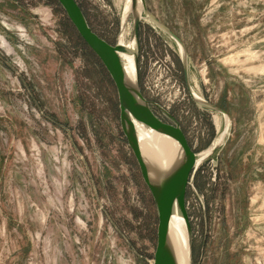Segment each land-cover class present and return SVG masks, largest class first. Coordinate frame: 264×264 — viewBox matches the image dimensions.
I'll list each match as a JSON object with an SVG mask.
<instances>
[{"label":"rangeland","instance_id":"1","mask_svg":"<svg viewBox=\"0 0 264 264\" xmlns=\"http://www.w3.org/2000/svg\"><path fill=\"white\" fill-rule=\"evenodd\" d=\"M126 1L77 0L110 45L131 41ZM145 2L138 75L155 114L197 158L225 128L191 99L165 28L194 93L230 122L187 189L192 264H264V0ZM60 8L0 0V264H152L157 212L115 86Z\"/></svg>","mask_w":264,"mask_h":264},{"label":"water","instance_id":"2","mask_svg":"<svg viewBox=\"0 0 264 264\" xmlns=\"http://www.w3.org/2000/svg\"><path fill=\"white\" fill-rule=\"evenodd\" d=\"M55 1L64 11L67 19L74 27L84 44L98 58L115 86L118 97L120 128L127 146L137 163L141 178L152 196L157 212V239L152 264H177L168 240L169 224L174 213L178 214L182 219L188 240L187 242L189 244L190 264H192L193 236L186 208V194L188 187L191 186V181L196 168L201 161L197 164L196 154L192 151L182 129L178 125H172L162 121L160 117L155 114L153 108L156 107L162 113H166L156 104L146 100L141 93L138 75V56L139 29L141 21L144 19L142 15L145 14L147 19L153 22L147 11L145 0H140L142 5L141 15L132 18V36L130 40L134 41L135 52L131 51L126 46L119 45V43L116 45H110L100 38L87 23L83 11L75 0ZM131 2L132 8L135 9L136 1L131 0ZM164 30L180 47L184 81L191 99L198 106L208 107L216 113H220L224 116L225 128L221 132L223 133L226 129L227 122H229L228 117L221 109L209 105L194 93L190 86L188 75V68L191 62L189 61L183 46L180 44L179 39L167 29L164 28ZM123 55L132 57L134 85L130 84L128 80L127 71L122 60ZM136 124L171 140L179 154L178 162L175 166L171 168L169 172L159 174V178L156 181H152L149 176V168L142 156L140 143L137 138L135 129ZM223 140L212 149L211 153L221 146Z\"/></svg>","mask_w":264,"mask_h":264},{"label":"bare ground","instance_id":"3","mask_svg":"<svg viewBox=\"0 0 264 264\" xmlns=\"http://www.w3.org/2000/svg\"><path fill=\"white\" fill-rule=\"evenodd\" d=\"M136 5L135 9L132 8L131 0H127L125 7L127 9L126 13L124 12V20L132 15L138 16L142 13V5L140 0H135ZM132 17V18H133ZM123 20V21H124ZM125 23V21H124ZM123 23V25H124ZM154 24V23H153ZM156 24V23H155ZM127 34V33H126ZM125 32H121L119 37V45L128 47L131 51L135 52L134 41L131 40L128 44H125ZM181 53V52H180ZM124 66L127 71L128 80L130 84L134 85V69L132 65V57L122 56ZM197 97V96H196ZM229 125L227 122L226 129ZM136 134L138 141L140 143V148L142 156L149 168V176L152 181H156L159 178V174L169 172L171 168L175 166L178 162L179 154L175 145L166 137L157 135L147 128L136 124L135 125ZM225 131L218 137L214 142L211 148L206 152L202 153L197 158V164L206 158L212 151V149L217 146L224 138L226 133ZM169 244L174 253L177 264H190V250L185 233L184 225L182 219L178 214L174 213L169 224L168 232Z\"/></svg>","mask_w":264,"mask_h":264},{"label":"trees","instance_id":"4","mask_svg":"<svg viewBox=\"0 0 264 264\" xmlns=\"http://www.w3.org/2000/svg\"><path fill=\"white\" fill-rule=\"evenodd\" d=\"M56 4H57V2H56ZM57 6L60 7L58 4H57ZM60 9H61V8H60ZM63 14H65V13L63 12ZM220 107L223 108L221 105H220Z\"/></svg>","mask_w":264,"mask_h":264},{"label":"built area","instance_id":"5","mask_svg":"<svg viewBox=\"0 0 264 264\" xmlns=\"http://www.w3.org/2000/svg\"><path fill=\"white\" fill-rule=\"evenodd\" d=\"M76 2H77V0H75ZM77 4H78V2H77ZM163 110V109H162ZM165 112V111H164ZM166 113V112H165Z\"/></svg>","mask_w":264,"mask_h":264}]
</instances>
